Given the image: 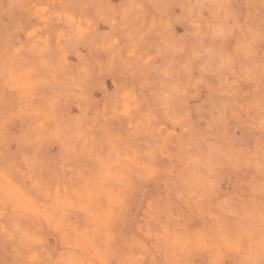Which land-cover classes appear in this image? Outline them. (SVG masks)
Wrapping results in <instances>:
<instances>
[{"label":"snow or ice","instance_id":"snow-or-ice-1","mask_svg":"<svg viewBox=\"0 0 264 264\" xmlns=\"http://www.w3.org/2000/svg\"><path fill=\"white\" fill-rule=\"evenodd\" d=\"M0 264H264V0H3Z\"/></svg>","mask_w":264,"mask_h":264},{"label":"rangeland","instance_id":"rangeland-1","mask_svg":"<svg viewBox=\"0 0 264 264\" xmlns=\"http://www.w3.org/2000/svg\"><path fill=\"white\" fill-rule=\"evenodd\" d=\"M2 2H3V0H0V3H2ZM25 2H28V0H25ZM32 2H37V0H32ZM105 86H107V85H105ZM102 95H103V92L100 93V96H102ZM100 96H97L96 99H100ZM75 114L76 113L70 111V112L67 113L66 118L68 120H71V119H73V117L75 116Z\"/></svg>","mask_w":264,"mask_h":264}]
</instances>
